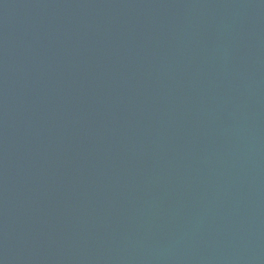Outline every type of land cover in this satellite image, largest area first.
Listing matches in <instances>:
<instances>
[{
    "label": "water",
    "instance_id": "1",
    "mask_svg": "<svg viewBox=\"0 0 264 264\" xmlns=\"http://www.w3.org/2000/svg\"><path fill=\"white\" fill-rule=\"evenodd\" d=\"M0 264H264V0H0Z\"/></svg>",
    "mask_w": 264,
    "mask_h": 264
}]
</instances>
